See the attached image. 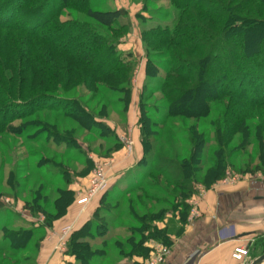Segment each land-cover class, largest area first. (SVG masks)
Masks as SVG:
<instances>
[{"label":"rangeland","instance_id":"obj_1","mask_svg":"<svg viewBox=\"0 0 264 264\" xmlns=\"http://www.w3.org/2000/svg\"><path fill=\"white\" fill-rule=\"evenodd\" d=\"M10 1L13 4V0ZM84 2L65 0L64 7L62 0H23L15 7L17 10L21 6V14H36L50 3H54L55 11L34 15L40 23L38 33L27 34L20 29L0 26V194L5 204L0 215V264H51L56 252H64L69 257L67 252L73 237L74 244L79 239L84 240L88 248L83 251L93 255L92 264L150 262L157 250L152 243L153 237L145 233L144 247L148 250L141 257L132 251L128 231L132 228L140 231V219L145 216L150 227L158 228V223L174 214L172 210L187 216L197 215V203L191 202L194 205H189L186 211L182 205L185 199L181 198V187L166 183L155 171L148 173L146 164L137 165L126 175L119 166L136 158V145L144 153L142 132L151 134L152 137L146 138L153 143V152L160 147L164 151L174 148L179 158L191 156L195 143L190 138L195 132L205 135L206 149L218 144L211 125L212 117L181 120L168 116L169 102L164 99L163 84L160 85L168 76L162 68H171L167 61H172L173 54L176 60L187 61L198 60L200 56L186 55L168 47L164 44L166 40L161 35L156 37L154 32L159 28H180L190 23L217 32L219 28L212 21L228 14L246 24L261 21L260 28H264V2L260 0H92L94 10H126L121 23L113 29L99 26L88 18L82 11ZM8 14L7 9L0 12L1 24H7L3 18ZM70 23H74L77 30L82 25L87 28L88 33L81 36L83 40L88 41L94 35L103 43H112V48L129 65L123 74L126 82L116 85L115 91H109L108 85L98 79H95L96 88L93 89L87 79L90 67H70L60 54H57V62L61 58L58 65L52 68V57L45 52L43 35ZM65 40H59V43ZM170 52L172 55L167 58ZM4 53L9 56L4 57ZM101 54L100 50L93 53L89 65ZM7 58L11 62H21L20 71L12 72L11 65L4 68ZM148 60L161 67L154 78L147 76ZM25 61L29 66L25 67ZM215 67V64L209 67L211 73L215 71L211 74L213 77L219 72ZM124 87L131 88L130 97ZM45 95L62 97L70 102H65L64 107L51 108L48 106L56 103L50 98H41ZM31 101L34 103L30 104ZM210 106L219 111L224 108L215 103ZM85 113L91 118L95 116L110 129L87 125ZM168 129H171L168 131L169 144L165 139ZM242 138L241 134L227 138L231 141L229 146L241 148ZM252 143L244 155L231 158L233 166L227 168L226 175L216 184L229 185L251 176L264 178L262 171H258L261 166L257 158L253 162L249 160L251 163L248 161L250 155L256 154V143ZM231 152L227 149V155ZM204 172L203 169L200 175ZM101 179L107 182L104 187H100ZM140 181L142 185L136 186ZM214 185L206 188L202 183L195 184L194 193L187 201ZM154 186L158 190L149 189ZM65 191L73 192L68 195L72 203L67 209L65 200L60 199ZM94 219H104L107 229L97 227ZM49 223L50 227L47 226ZM28 230H32L31 237ZM15 232L21 234L16 242H25L27 247L12 253L9 250L11 241L5 236ZM135 235V242H139L142 236ZM54 239L59 244L49 250L53 254L45 261L41 255L42 247ZM156 245L166 246L163 243Z\"/></svg>","mask_w":264,"mask_h":264},{"label":"trees","instance_id":"obj_2","mask_svg":"<svg viewBox=\"0 0 264 264\" xmlns=\"http://www.w3.org/2000/svg\"><path fill=\"white\" fill-rule=\"evenodd\" d=\"M260 1L264 2V0ZM19 2L21 5L23 0H17L16 2L13 0V4L10 0H0V12L3 9H7L9 12L3 18L7 24L0 23V26L10 29H20L27 34L38 33L39 27L37 25L39 22L34 15H38L39 13L48 15V11H55L54 3H50V5L36 14L27 13L24 15L19 12L21 11V6L17 10L15 8ZM62 3L65 7V0H62ZM246 3L248 2L246 1ZM82 4L84 5V7L82 6V11L86 13L87 17L99 26L106 28L113 29L117 24L121 23L127 13L124 9L112 11L94 10L92 0H85ZM63 6L60 5L59 7L63 8ZM224 13H227V10H224ZM212 23L219 28L217 32H213L204 26H197L195 23L186 24L180 28L168 27L164 30L159 28L154 32L156 37L160 38L159 35H161V38L166 40L164 44L168 47L175 48L186 55L200 56L195 61H187L180 58L176 60L175 54L172 55L171 52L170 55L166 56L169 58L172 55V61H167V65H170L171 68H162L168 78L163 80L160 85L163 84L165 91L164 99L169 102L168 116L170 118H180L181 120L207 119L212 117L213 124L211 125L217 137V146L206 149L204 145L205 135L198 134L197 132L193 133V135L191 134L193 137L191 136L192 138L190 139L195 143L193 144L191 156L189 158H179L174 148L164 151L160 147L153 152L154 149L151 148L153 143L146 138L152 137L151 134L146 132L144 135L142 132L144 155L139 165H148V173L155 171L165 179L166 183L181 187V198L184 197L185 199V201H182V205L186 211L190 207L187 199L194 193L195 184L202 183L206 188H210L219 182L226 175L227 168L233 166L231 158L236 155H244L247 148L253 144V141L256 143V154L250 155L248 161L253 162L257 158L258 165L259 167L261 166L258 171H262L264 174V28H260L262 22L251 21L250 24H246L245 21L238 22L233 15L230 16L228 14L224 18L221 17L212 21ZM86 30L87 28L83 25L77 30L76 25L70 23L68 25L64 24L59 28H53L46 32V35H43L45 52L52 57V68L55 69L58 65L61 58H58L57 62V54H60L59 57H65L70 67L73 65L90 67V71L88 70L90 76L87 79L93 89L96 88L95 79H98L108 85L109 91H115L116 85L126 82L127 78L123 74L130 67L125 63V59L118 54L116 49L112 48L113 44L109 41L103 43L101 39H98L99 37L94 35L88 41L85 40L86 38L83 40L81 36L83 37V34L86 35L88 33ZM76 32L80 33L77 34L80 36H76ZM62 39H66L65 42L59 43ZM161 43L163 44V42ZM103 46L104 50H102ZM228 48H231V50H228ZM99 50L100 53L102 51V54L94 63L89 65L92 54L98 53ZM3 55L4 57L9 56L8 53H4ZM20 63L17 61L11 62L7 58L3 67L7 69V66L11 65L10 70L18 72L22 64ZM24 63L25 67L29 66V62L25 61ZM212 64L218 67H215L216 71H219L217 77L211 75L215 71L211 73L209 70ZM160 68H158V64L155 62L148 60L146 67L147 76L154 78ZM167 81L169 82L168 85ZM52 89L55 90L56 88L53 87ZM123 89L127 90L130 97L131 88L124 87ZM41 98L54 100L53 102L56 104L48 106L51 108L55 106L64 107L65 102H70V100L65 98L52 95H45ZM33 103L32 101L30 102V104ZM212 103L218 106L224 105V108L221 111L212 109L210 106ZM90 116L86 114L87 125L91 126L94 124L102 129L104 128V130L110 129L104 122L97 120L95 116H92L93 118ZM142 123L143 120L141 118L140 124L143 131L144 127ZM170 130L168 129L165 135L167 143L169 141L168 133ZM237 134H241L243 137L242 147L233 149L229 146L231 141L228 139ZM227 149L229 152L232 151L228 155ZM250 161L249 163H251ZM203 169L205 172L200 175ZM141 183L143 182L140 181L136 186H139ZM149 189L158 190V187L154 186ZM71 192L65 191L61 193L60 199L65 200V209L72 203L70 196L68 198ZM4 207L5 204L0 194V215ZM172 212L174 213L176 210H172ZM131 214L136 216L134 212H131ZM94 215L97 218V214ZM186 216V213H181L183 220H185ZM146 218L145 216V219H140V231L136 230V228L128 231L131 233L129 243L132 246V251L137 252L139 256L144 255L146 250H148L144 247V235L146 232L153 239L162 242L166 246L168 241L164 232L154 226L150 227L148 225L149 223ZM94 220L97 227L101 226L107 229L104 219L99 221ZM47 226L50 227L51 224L49 223ZM31 231H27L30 237ZM135 233L142 236L139 242H135ZM20 235V233H13L5 236V239L7 238L11 241L9 250L12 253H17V251L22 249L25 250L27 247L25 242H16V239ZM73 239L74 237L72 238V245L68 249L67 255L75 257L82 263L92 264L93 255L83 251L88 248L85 246L84 240L79 239L74 244Z\"/></svg>","mask_w":264,"mask_h":264},{"label":"crops","instance_id":"obj_3","mask_svg":"<svg viewBox=\"0 0 264 264\" xmlns=\"http://www.w3.org/2000/svg\"><path fill=\"white\" fill-rule=\"evenodd\" d=\"M136 151L137 160L130 159L119 166L123 175L140 164L144 153L139 145ZM194 198L187 203H197V215L190 214L183 220L180 212H174L157 224V229L168 238L170 254L165 264H239L264 254V178L251 176L229 185L216 184ZM46 243L41 252L45 261L53 254L49 250L59 242L54 239ZM152 243L162 242L152 239ZM239 248L248 250L243 261L233 257ZM76 261L79 260L64 252H56L50 262L76 264Z\"/></svg>","mask_w":264,"mask_h":264},{"label":"built area","instance_id":"obj_4","mask_svg":"<svg viewBox=\"0 0 264 264\" xmlns=\"http://www.w3.org/2000/svg\"><path fill=\"white\" fill-rule=\"evenodd\" d=\"M106 181H103L101 179V186L104 187L106 184ZM154 247L157 248L156 253L154 254L153 258L148 262L147 264H165L166 262V257L169 254V249L167 246H162V245H155ZM248 255V250L246 249H237L233 255V257L238 260V261H243V258ZM242 264H245L243 262ZM248 264V263H247Z\"/></svg>","mask_w":264,"mask_h":264},{"label":"water","instance_id":"obj_5","mask_svg":"<svg viewBox=\"0 0 264 264\" xmlns=\"http://www.w3.org/2000/svg\"><path fill=\"white\" fill-rule=\"evenodd\" d=\"M249 264H264V254L252 259Z\"/></svg>","mask_w":264,"mask_h":264}]
</instances>
